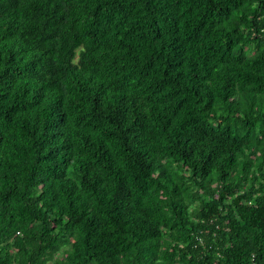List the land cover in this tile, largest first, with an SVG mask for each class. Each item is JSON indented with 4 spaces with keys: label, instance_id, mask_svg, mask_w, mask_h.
<instances>
[{
    "label": "trees",
    "instance_id": "16d2710c",
    "mask_svg": "<svg viewBox=\"0 0 264 264\" xmlns=\"http://www.w3.org/2000/svg\"><path fill=\"white\" fill-rule=\"evenodd\" d=\"M0 264H264V0H0Z\"/></svg>",
    "mask_w": 264,
    "mask_h": 264
}]
</instances>
